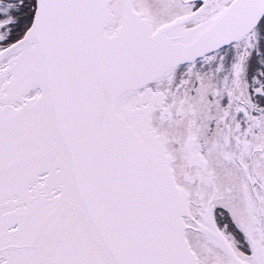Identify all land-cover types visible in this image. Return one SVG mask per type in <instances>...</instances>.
<instances>
[{"label":"snow or ice","instance_id":"obj_1","mask_svg":"<svg viewBox=\"0 0 264 264\" xmlns=\"http://www.w3.org/2000/svg\"><path fill=\"white\" fill-rule=\"evenodd\" d=\"M0 264H264V0H0Z\"/></svg>","mask_w":264,"mask_h":264}]
</instances>
